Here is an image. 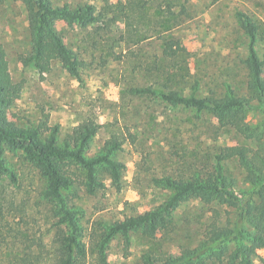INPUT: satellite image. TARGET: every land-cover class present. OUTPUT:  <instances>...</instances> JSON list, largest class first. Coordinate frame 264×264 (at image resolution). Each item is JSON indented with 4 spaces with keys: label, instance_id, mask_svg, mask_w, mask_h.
I'll use <instances>...</instances> for the list:
<instances>
[{
    "label": "rangeland",
    "instance_id": "rangeland-1",
    "mask_svg": "<svg viewBox=\"0 0 264 264\" xmlns=\"http://www.w3.org/2000/svg\"><path fill=\"white\" fill-rule=\"evenodd\" d=\"M55 5L95 6L97 23L71 28L57 20L56 28L82 60L79 80L61 61L39 71L24 64L31 52L28 9L23 0L0 3V52L9 63L19 97L7 107L11 123L39 128L43 136L58 128V143L74 140L75 127L94 117L99 130L86 155L99 154L107 141L118 138L123 148L114 156L125 164L120 187L106 167L98 168L103 186L94 194L87 189V172L69 161L65 171L71 185L63 190L65 206L77 217L79 239L86 244L83 264H141L153 251L178 255L197 245L208 223L222 224L236 217V208L217 200L205 203L189 197L172 212L167 226L155 236L141 229L127 242L115 235L102 263L94 250L96 238L107 225L148 212L166 202L172 188L157 185L155 178L187 179L213 169L217 153L248 146L264 156V113L260 108L240 109L251 135L221 122L210 110L172 105L154 94L136 92L152 87L197 97H222L228 87L249 96L250 69L246 62L249 38L239 13L257 25V51L264 58V0H51ZM172 47L165 52L167 45ZM253 101V105H257ZM5 162L17 175L0 180V264H13L31 254L39 264H53L59 256V232L69 226L59 222L62 205L44 195L47 181L22 150L5 147ZM226 172L237 185H248L247 170L236 156L228 158ZM238 190V188H236ZM234 243H229L230 251ZM264 264V249L253 256Z\"/></svg>",
    "mask_w": 264,
    "mask_h": 264
},
{
    "label": "trees",
    "instance_id": "trees-1",
    "mask_svg": "<svg viewBox=\"0 0 264 264\" xmlns=\"http://www.w3.org/2000/svg\"><path fill=\"white\" fill-rule=\"evenodd\" d=\"M23 2L28 9L27 19L32 39L31 52L24 57V64H33L39 71L45 72L51 68L54 60H59L71 75L81 80L82 60L59 34L56 23L57 20H63L71 28L93 25L100 19L95 6L86 3L72 8L68 4L55 5L51 0ZM239 16L249 38L246 60L251 75L249 96H239L231 87L222 97H197L152 87L136 88L135 91L157 95L172 105L208 109L221 122L251 135L250 126L239 110L260 108L264 113V58H260L257 51L256 23L246 13H239ZM170 45H167L166 53L172 49ZM20 91V86L13 82L5 53L0 52V180L5 173L14 183L17 182V175L5 162V147L11 151L22 150L25 158L47 181L45 197L62 204L57 211L59 222L69 226L68 232L62 231L56 235L60 253L53 264H83L87 255L86 244L78 237L80 227L74 211L64 203L63 190L71 185L65 165L75 161L86 169L87 189L91 194L103 186L98 178V168L101 166L106 167L112 182L120 187L125 164L114 153L123 148V141L112 138L99 154L88 157L86 149L100 127L94 117H87L80 122L75 127L74 140L66 139L63 144L58 143L57 127L49 135L43 136L39 128L15 125L8 119L7 107L19 97ZM255 100L257 105H253ZM232 156H236L238 162L246 168L245 181L248 185H237L235 179L228 177L226 163ZM154 181L157 185L172 188L174 193L166 202L148 212L107 225L96 238L93 247L102 263H106L107 246L115 235L122 234L127 242L130 241L131 232L138 229L145 235L155 236L160 227L169 224L172 212L187 198L194 196L205 203L217 200L235 207V219H228L222 224L215 217L208 223L197 245L186 246L178 255L145 252L141 264H255L253 256L257 255L258 249H264V156L253 154L250 147L240 145L236 147L234 155L228 149L217 153L213 169L208 172H197L187 179L167 176L155 178ZM231 242L235 246L230 251ZM13 264H39V258L28 254Z\"/></svg>",
    "mask_w": 264,
    "mask_h": 264
}]
</instances>
